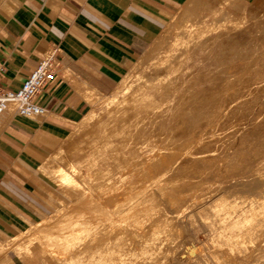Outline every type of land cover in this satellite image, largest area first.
Here are the masks:
<instances>
[{
	"label": "rangeland",
	"instance_id": "rangeland-1",
	"mask_svg": "<svg viewBox=\"0 0 264 264\" xmlns=\"http://www.w3.org/2000/svg\"><path fill=\"white\" fill-rule=\"evenodd\" d=\"M215 10H218L220 12H217ZM212 13L213 14L215 13L214 15L216 14L218 15L220 13L218 15L219 18H216L215 20L221 19L222 17L223 18L220 20V22H217L219 20L214 21V17H213L214 15H212ZM224 13H227V16L230 15L228 18L232 16L231 18H233V20L237 19L236 21L234 20V23L236 22L240 23L241 21H246L245 22L246 24H244V26L242 24L241 27L243 26L244 31H247L246 40H244L243 43H241L242 45L238 44L237 41H234L236 43L234 42L230 43L229 48L225 49L227 56L224 58L228 57L227 59H225V61L227 62V64H225L226 66L212 63L213 62L212 56L215 54H219V52L221 53L224 51L223 48L224 44L221 41L223 37L217 40V36L221 34L223 36L225 35V33L229 34L233 32L230 31L229 28H232L231 26L234 23L230 18L231 20L228 21L227 24L226 22L227 17L226 14ZM168 16H170L169 21L167 24L164 23V26L161 30L162 31L161 34L158 35L156 38L152 39V41L142 51V53L137 56L136 60L134 61L135 65L132 64L122 74L123 76L121 75L119 80L116 82V84L108 94H103L100 96V99L102 98L101 100L97 98L99 100H97V102L93 103L92 105L91 102H89L90 110L75 126L71 128L72 125L71 124L69 125V129L70 128L73 129L71 131V133H73L75 131V128L76 127L80 128L81 126H79V124L81 123L83 124L84 120H86L89 116L100 115L99 117L104 118L105 117L104 114L106 110L105 100L106 99L109 100L113 97H119L121 93L120 90H123L122 89L124 88L123 86L127 84V83L125 84V82L128 81V83L134 85L139 80L141 79L144 80L143 78L144 75L145 77H147V74L149 75L151 72H153V70L155 72V70L160 67L158 65L156 66V64H160L163 60H167L170 57L173 58L174 55L175 56L177 54L179 55V53L182 52V54L180 53L179 56L177 55L178 57L177 56L176 58L174 57L175 62L178 59H180L182 55L183 57L181 58L182 60L181 59L180 61L178 60L179 61L178 63L181 62L179 67L184 68L186 66L185 67L186 69L184 68L182 70V73L184 71V75H186L185 73L188 72L185 79H187V77L190 75L189 78L186 80V83L189 84V79H191V84L194 82L196 85V87L194 85L193 86L194 89L193 88L192 89L196 91V93H199L198 101L199 100L200 101L197 105V110H199L200 114L198 113V115H195V117H193L194 119L188 120V122L186 121L185 123H183V125L181 124L182 121L179 122L178 120L175 121L177 122V125L180 123L179 126L181 127L176 126V124L175 123L173 124V122L170 123V121H167L166 122L167 127H165V129L166 128L167 129L160 132L161 135H163L164 137L161 136L159 132L155 133V135L157 136H154L155 137L154 145L152 144V142H154L153 139L151 140L152 142H150V144L148 145L147 147L148 149H146L147 151L142 150L143 151L142 153L145 152L143 156L146 155L149 158V160L145 163V165H143L146 167V169L144 167L145 171L146 172L148 171L147 176L149 174L148 176L149 178L148 177H147L148 179L146 177L143 178L142 175L140 174L134 175L135 177L133 181L134 183L136 182V184H134L136 191H133L132 195L129 194V196L134 195L136 201H139L138 204L140 203L142 207L139 205L137 206V208L141 207L142 209L138 208V210L141 209L142 211L139 210L140 212H138V210L136 209L137 213L135 211L134 212L135 214H131L135 218L133 219L131 218L132 216L130 214H129L130 217H128L129 216L128 211L127 212L125 211L127 215L126 217H124L125 212L122 211V209L127 210V207L125 209L124 207H122V209L119 208L120 210L118 209L117 211H121V212L120 213L117 212V214H114L115 217H113L114 215L112 217L108 216V219H110V221L115 223L108 224L107 221H105L106 220L105 217L100 215V213L99 214L96 213L93 216L91 214L86 213L85 210H80L79 216L83 217L82 219H84L85 217H86L85 219L88 220L91 219L90 221L93 225L90 227V230L93 227L90 233L88 232V234L84 233L81 235V237L83 236L85 239L84 238H80V239H82V242H84L87 239L86 237L87 235H91L92 232L93 234L92 236H88V239L83 244L81 243V240L78 241L77 246L85 245L83 246L82 250H81L82 246H79L81 247L80 249L76 248L70 252L68 251L69 249L66 248L67 250L64 249L63 251L64 253L58 255L56 259L54 258L52 259V257L48 256L49 254L44 251L40 252L39 250H37L36 248L37 242H33V244L30 245L29 252L18 251L20 247L18 246L19 247L18 248L16 246L17 247L16 248L14 245H12L16 249L13 251L14 247H12L10 244H12V242L15 240L14 238H16L21 234L18 233L16 235V230H15L12 236L8 238L3 237L2 239H6L4 241L0 240V248H1L0 262L2 260L1 264H55V263L58 264V262L59 264H63V263L70 264V259H71L70 257L72 256L73 253L76 256V259H74L75 261L72 260V263L80 264V259H81L80 254L83 255L84 251H85L84 252L85 256H90L92 255V253H94L95 255L94 258L96 257L95 260L100 261V259L98 258L99 257L101 258V256L97 254L103 252L102 248L104 249L103 245L105 244L106 247H111L110 251L108 250L109 252L113 253L115 251V253H113L114 254L113 256L116 259V260L114 259L113 261L115 264L118 263L122 264L121 260L124 262V264H128V262L129 264H192V263L193 264L195 263L196 264H264V86H263L264 71L262 70L263 69L262 67H264V34H263L264 33V23H263L264 0H201V1L185 0V2L181 6H177ZM238 19L240 20L238 21ZM222 20L226 22V24ZM213 21L215 23L217 22L218 25L214 24ZM230 22L232 24H230ZM190 25L192 26L190 27ZM200 25L202 27H200ZM256 25H258L259 28ZM260 25H261V29H260ZM198 26L200 27V29L198 28ZM192 27L193 29L198 28V31L203 32L204 35H201V33L196 34V32L198 31L196 30L195 32L194 30L193 34H196V37L195 35H193L192 38L191 36L192 34H191L190 36L192 39H190L189 42L188 40L189 38L188 37L185 38V35L187 34V32H188L187 35L190 34L189 31L193 30ZM204 27H206L208 30L206 29V31H204L203 30ZM187 28H189L190 30ZM198 35L200 37L203 36L204 38H206V40L208 39L209 41L200 38L199 40L197 38ZM181 38H185L187 40L183 39L184 41H182ZM178 39L182 41V42L180 41L182 43L181 45H178L179 44V42L177 41ZM211 39L213 40L211 41ZM197 40L200 42L204 41V43L206 42V46H204L205 45L204 43H200L203 44L202 46L206 47V49L203 47H200L201 50L198 49L199 42ZM176 41L178 42V44L176 43ZM183 42L186 44H183ZM175 43L177 44V46ZM187 43L188 45H190L188 46L189 48L185 47ZM183 45L185 49L181 48ZM193 45L196 46L194 47ZM196 47L198 50L196 49ZM250 47L252 50L250 49ZM231 49L232 51L230 52ZM195 50L197 52H195ZM235 52L236 54L243 53L241 59L239 58L240 56L235 54ZM185 53L186 54L188 53L190 56L186 55ZM184 54L186 55L185 57ZM183 61L184 63H182ZM187 65L190 67H188ZM223 68L226 69L220 70ZM188 69H190V71ZM223 71L224 73H222ZM260 71L262 72L260 73ZM253 73L254 75L256 74L257 77L259 76V78H256V76L254 78V75H252ZM248 74L250 77L248 76ZM130 76L133 77L131 78ZM213 76L217 78L216 82L209 81V77L211 78ZM260 77H263L261 78L262 81H260L261 80ZM129 78H131L130 79L131 82H129ZM224 78H226V80H224ZM249 78L250 81L248 80ZM194 79L195 81H192ZM251 79L254 81H252ZM85 100L87 101V99ZM7 114H9V112H7ZM4 115H6V113ZM40 120L41 119H39L38 121ZM172 125H174L177 128L175 132L173 131L175 129L174 127L170 128L172 127ZM80 129H78L74 133H77ZM170 129H172L174 133L172 131L170 132ZM260 130H262L263 132ZM234 131H236L237 133ZM71 135L72 134H70V136ZM169 135L172 138V142H171L172 145L167 144L168 141L169 143L171 141ZM247 135L250 137L249 140L247 139L248 138ZM166 136L168 140L166 139ZM154 137L152 134L151 138ZM156 137L158 138L161 137L160 138L161 140L163 138L165 139L159 142L158 141L159 139ZM62 144L63 141L59 144L60 146V147L58 146L59 149L55 148L51 152H49V149L46 146H44L43 151L40 154V159H39L40 163L38 165V171L40 173L42 182L39 185V189L36 195L40 200L41 213L39 218L33 222L40 221L41 219L45 221L49 220V222L50 221L53 222V218L54 220H56V218H58L59 215L60 217H63L68 214L70 215L74 213L75 210L73 209L76 207L79 208L82 205L81 202L85 197V195L82 194L83 193L86 194L87 192L86 190L88 185L87 182L85 183L84 181L77 179L76 186L78 189L75 186V189L73 187V189L71 190L72 187L71 186L69 190L65 188H64L65 190L64 189L62 190L61 188L57 187V184L53 179H50L51 176L50 175L48 176L49 170H46L47 172L42 171L44 166L49 162H51L52 157H54V159L52 158L54 161L58 160L60 161L61 164V162L63 161L62 160L63 156L61 155H63V153H59V152ZM174 144H178V145H175L174 147L173 146ZM150 146L153 147L149 149ZM154 147L156 148L154 149ZM152 150L155 151L152 152ZM56 153L58 154L56 155ZM60 156L62 158H60ZM143 156H141V158ZM39 166H41L42 169L39 168ZM47 167L45 168L49 169V167L48 168ZM139 170L141 171V169ZM140 176L142 177V179ZM253 177H257V179ZM255 179L256 181H258V183L255 181ZM141 180L142 181L144 180L143 183ZM127 181L128 180H126V182ZM90 183L91 185L96 184L97 181L95 183L94 182H90ZM126 186L129 187L130 185L128 186L127 184ZM139 186H141V188ZM137 188L140 189L137 190ZM98 194L100 193L97 190L93 192V197L96 198V202L98 200L99 201L98 203L102 204V206L105 204V202L106 204L108 203L106 207L110 210V213H112L114 209L113 207L114 205L112 204V201L109 202V200L111 199L105 198L101 194H100L101 196H99ZM222 194L223 195L225 194L224 195L225 197ZM96 195H98L99 197ZM117 197L120 203L122 204L123 202L126 201V199H128L121 194L117 195ZM210 200L213 203L214 202L216 203L215 200L218 201L221 200L222 202L220 201V203L223 205L228 204L229 202L232 204L235 203L233 201H237L239 203L238 205L239 207L237 209L239 208L241 209V207L247 208V206H249L248 208L250 209L247 210L248 211L247 213L254 216V217L252 216L251 219V216L249 215L248 220L251 221H249L248 223L249 226H247L248 225L247 224L244 230V232L246 233L249 232V234L247 233L246 235L243 232L241 234L242 236H240V238L236 240L237 242L235 241V244L237 246L233 243L234 245H232L231 247L230 246L226 247L216 239H215L216 241L215 243L213 237L210 236L211 234L210 233L208 234V232L210 231H208L207 228H204L206 218L203 215H206L207 217V215L210 212V208H209L210 205L209 206L207 205V202H209ZM78 201L79 203H77ZM245 202H247L248 204L246 203L247 204L246 205ZM230 203L228 205H230ZM249 204H252L254 206L251 208L250 207L251 205ZM257 205L259 206L257 207ZM71 206L74 207L72 208ZM143 207L145 208V210ZM255 207L256 210L253 211L252 209H255ZM208 208H209V212L207 211ZM58 210H60V212ZM249 210H252V212L250 211L249 213ZM57 211L59 212L58 213L59 215L57 214ZM121 213L123 215H121ZM199 216L201 219L199 218ZM127 217L128 219L130 218V220H128ZM136 217H138L137 219L139 220L138 221L139 225L137 224ZM120 219L122 221L123 219H126L124 220L125 222L124 221L121 222L122 224V223H126L127 221V224L129 225L124 224L127 226V228L124 226L126 229H124V227L122 226L123 224L121 225L123 227L122 228L118 223L119 221H121ZM131 219L133 221V224H131L132 222ZM252 220L257 223L256 226H255L256 223L253 225L254 222L252 223ZM201 223H203V225ZM117 225L118 227L119 226L121 227V229L119 227L118 233H121L122 235L125 236H122L120 234L116 237L114 235L115 238L113 236H112L113 238L110 237L115 240L114 243L111 239H110L111 241H107L106 239H104V236H102L101 233L103 232L104 234V232H108L109 231L108 229H112L114 231L117 228L113 229L110 227ZM28 227L20 230L25 231ZM104 229L107 230L104 231ZM202 229H204L205 231H203ZM252 229L254 230L252 232L253 234L251 233ZM93 230H95L96 232ZM123 230L125 231V233ZM207 235H209L208 237L210 238H208ZM119 238L120 240H118ZM211 240L213 241V243ZM104 241H106V243ZM241 242L242 245L244 246L240 245ZM157 243L159 244V246L157 245ZM214 243L217 246V248L215 245H212ZM151 244H153L154 249L151 248L152 246ZM9 245L10 247L6 249V246L8 247ZM219 245L220 246L222 245L221 247L222 251L221 249H218L220 248ZM156 246L158 247V249L161 248L159 252H157ZM85 247H88L89 249L86 251L87 248L84 250ZM231 248L233 250H231ZM237 249H239L238 252ZM3 250L5 251V253ZM227 250H229V252ZM232 251L234 252V254H231ZM86 253L88 255H86ZM124 253L125 254L129 253L131 255L128 254L127 256ZM144 254L145 255L148 254V255L145 256ZM230 254L233 257L230 256ZM79 256L80 258L77 259ZM110 256H112V254H110ZM110 256L108 255V258H110ZM224 256L226 258H224ZM114 257L110 258L109 261L107 260L108 264H110L109 262H111L112 264L111 259L113 260ZM84 258L82 260H84L85 262H83L82 260L81 261L85 264L86 261H89L90 257H88L87 259ZM95 264L98 263L96 262Z\"/></svg>",
	"mask_w": 264,
	"mask_h": 264
},
{
	"label": "crops",
	"instance_id": "crops-1",
	"mask_svg": "<svg viewBox=\"0 0 264 264\" xmlns=\"http://www.w3.org/2000/svg\"><path fill=\"white\" fill-rule=\"evenodd\" d=\"M184 2L22 0L13 13H0L1 84L18 87L47 52L57 63L54 80L37 95L47 113L41 122L10 113L0 119L1 241L44 221L33 222L41 213L40 154L58 148L90 110L84 91L108 94Z\"/></svg>",
	"mask_w": 264,
	"mask_h": 264
},
{
	"label": "bare ground",
	"instance_id": "bare-ground-1",
	"mask_svg": "<svg viewBox=\"0 0 264 264\" xmlns=\"http://www.w3.org/2000/svg\"><path fill=\"white\" fill-rule=\"evenodd\" d=\"M22 0H0V12L4 15H9L11 12L13 13L14 11L13 10V7L16 6L17 4H19ZM201 1V0H200ZM202 3V2H201ZM17 7V6H16ZM217 12H220L218 10H215ZM223 12V11H222ZM250 12V11H249ZM192 14V13H191ZM215 14V13H214ZM212 13V15H214ZM220 14V13H219ZM218 14V15H219ZM226 14V17L228 18L230 15L227 16V13H224ZM239 14V13H238ZM217 15V14H216ZM214 15V21H217V22H220V20L223 18H221V15H220V18L221 19H217L215 20L216 18H219L218 15L216 16ZM224 17V18H226ZM232 17V16H231ZM230 17V18H231ZM226 18V22L228 24V21H230L232 19V22L234 23V20L233 18ZM242 19V18H241ZM237 20V19H236ZM235 20V21H236ZM240 19H238L239 21ZM245 20V19H244ZM213 21V22H214ZM223 21V20H222ZM262 21V20H261ZM260 21V23H261ZM191 22V21H190ZM202 22V21H201ZM215 23L214 24H217L218 23ZM224 22V21H223ZM222 22V24H223ZM226 22H224L226 24ZM246 21H241L240 23L239 22H236L234 24H232L230 22V24H232V28H229L230 31H233L232 33H225V35L222 36L219 35L217 36V40L220 39L221 37H223L221 39V41L223 42L224 44V51L223 52H219V54H215L213 55V62L212 63H215L217 65H224L226 66L225 64H227V62L225 61V59L227 58H224L227 56V53H226V48H229V45L230 43L234 42V41H237L238 44H241L243 43L244 40H246V37H247V31H244V24ZM193 23V22H192ZM264 23V22H263ZM213 24V25H214ZM221 24V23H220ZM229 24V25H230ZM243 24V26L241 27V25ZM195 25V24H194ZM197 25V24H196ZM208 25V24H207ZM206 25V26H207ZM253 25V24H252ZM192 25H190L191 27ZM212 26V25H210ZM221 26V25H219ZM224 26V25H223ZM258 27V25H256ZM263 26V25H262ZM189 27V28H190ZM195 27V26H194ZM200 27H202L200 25ZM200 27L198 26V28L200 29ZM208 27V26H207ZM214 27V26H213ZM187 28V29H189ZM198 28H194L192 27L193 30H190L189 31V35L188 32H187V36L185 35V38H189V42H190V39L193 38V35H195L196 37V34L198 33H201V35H204L203 32H199L198 31ZM205 28V29H204ZM203 30L206 31V27H204ZM210 28V27H209ZM252 28V27H251ZM259 28V27H258ZM260 29H261V25H260ZM194 30L196 32V30L198 32H196V34H193L194 33ZM202 30V31H203ZM208 30V29H207ZM210 30V29H209ZM188 31V30H187ZM201 31V30H200ZM208 32V31H207ZM186 33V31H185ZM211 33V32H210ZM209 33V34H210ZM192 34V35H191ZM224 34V33H223ZM264 34V33H263ZM192 38H191V36ZM256 35V34H255ZM207 36V35H205ZM203 37V36H201ZM199 35H198V39H204L206 40V38H201ZM185 38H181L182 41H184L183 39ZM208 38V37H207ZM199 39V40H200ZM216 39V38H215ZM180 39H178L176 41V43L178 45H181L182 41ZM187 40V39H185ZM208 40V39H207ZM206 40V41H207ZM213 39H211L212 41ZM181 41V42H180ZM198 41V40H197ZM196 41V42H197ZM209 41V40H208ZM216 41V40H215ZM188 42V41H187ZM199 43V48L201 50L200 47H203L206 49V42L204 43V41L200 42L198 41ZM225 42V43H224ZM175 43V44H176ZM192 43V42H191ZM200 43H204L205 45L202 46L203 44H200ZM236 43V42H234ZM176 44V46H177ZM183 44H186L183 42ZM194 44V43H193ZM197 44V43H196ZM201 45V46H200ZM235 45V44H233ZM232 45V46H233ZM242 45V44H241ZM188 46V43L185 47L189 48ZM194 46V45H193ZM196 46V45H195ZM194 46V47H195ZM237 46V45H236ZM198 47V45H197ZM196 47V49H197ZM219 47V46H218ZM242 47V46H241ZM182 49L184 48V45L181 47ZM180 48V49H181ZM212 48V47H211ZM220 48V47H219ZM232 48V47H231ZM239 48V46H238ZM181 49V50H182ZM185 49V48H184ZM197 49V50H198ZM235 49V48H234ZM251 49V47H250ZM204 50V49H202ZM252 50V49H251ZM183 51V50H182ZM214 51V50H213ZM212 51V52H213ZM228 51V50H227ZM232 51V49L230 50V52ZM186 52V51H185ZM195 52H197L195 50ZM194 52V53H195ZM258 52V51H257ZM182 54V52H180ZM179 53V55H180ZM218 53V52H217ZM186 54V53H185ZM184 54V57L186 55H189L188 53L185 55ZM199 54V53H198ZM209 54V53H208ZM236 54V52H235ZM243 54V53H242ZM242 54H236L238 56H240L239 58L241 59V56ZM245 54V53H244ZM178 55V54H177ZM176 55V56H177ZM178 55V56H179ZM234 55V53H233ZM246 55V54H245ZM164 56V55H163ZM176 56L174 55V57L176 58ZM177 56V57H178ZM190 56V55H189ZM210 56V55H209ZM237 56V57H238ZM170 57V56H168ZM173 57V56H172ZM169 58L167 60H163L160 64H156V66H160L158 69L153 70V72H151L149 75L147 74V77H145L144 75V80H139L136 84L132 85L131 83H128L125 82L126 85H124L122 88L123 90H120L121 93L119 95V97H113L111 99H106L105 100V105H106V110H105V117H99L100 115H93V116H89L86 120H84V123L82 124H79V126H81L80 129L77 133H74L75 131H77L78 129L75 128V131L73 133H70L72 134L71 136H67L63 139V144L61 145V148H60V152L59 153H63V158L60 156V158H62V162L60 164V161L56 160L54 161V157H50L51 158V162H49L48 160V164H46L43 168L42 171H46V170H49L48 171V176L50 175L51 178L50 179H53L56 184H57V187L61 188L62 190L65 188L67 190L70 189L71 187V190L75 189V186L77 184L76 180L79 179V180H82L84 181L85 183L87 182V192L86 194L83 193L82 195H85L84 199L82 200V205L81 207L77 208H74L73 210H75L74 213L72 214H68L66 216H62L63 217H60V215L58 214L60 212V210L57 211V214L59 215L58 218H56V220H54L53 218V222L49 220H44L42 222H40L39 224H36V225H32L30 226L29 229H27V231L25 233H21L19 236H17L16 238H14L15 240L12 242V244H10L11 246L14 245L15 247L19 246L18 248V251H26V252H29L30 251V245L33 244V242H37V245H36V248L37 250H39L40 252H46L48 253L50 257H52V259H56V257L62 253H64V249L68 248L69 252L70 251H73L74 249H80L81 247L79 246H82V245H78V241L81 240V243L83 244L87 239H88V236H92L93 232L91 235H87V239L82 242V239L80 238H84L83 236L81 237L82 234H88V232L90 233L92 231V228L90 230V227L93 226L92 223H91V219L88 220V219H82L83 217L79 216L80 214V210H85L86 213L88 214H91V215H95L96 213H100V215L104 216L105 217V221H107L108 224H113L115 222H112L110 221V219H108V216L109 217H112L114 214H117V212H121V211H117L119 208L122 209V207H124V209L127 207V210H123L122 211H128V215L130 214H135L134 212L136 211V209L138 210V208H141L142 205H140V203L138 204L139 201H136L135 199V196H131L132 195V192L133 191H136V188H135V185L136 182L134 183V175L136 174H140L142 175L143 178H147L149 176H147V172L145 171L146 167L143 166L145 165V163L149 160V158L145 155L143 156V154L145 153H142L143 151H147L146 149H148V145L150 144V142H152L151 140H153L154 142H152V144L154 145L155 143V137L154 136H157L155 135V133L157 132H162L163 130H166L165 127L166 126V122L167 121H170V123L173 122V124L175 123L176 126H179V124L177 125V121H182V125L183 123H185L186 121L188 122V120H192L194 119L193 117H195V115H198L199 113V110H197V105L199 103L198 101V97H199V93H196V91H194L193 89V86L195 85V83L193 82L191 84V79H189V84L186 83V80L189 78V76L186 78L187 76V73L186 70H185V74L184 75V71L182 73V70L186 67H179L181 62L178 63L180 61L182 57L181 55V58L178 59L176 62H175V58ZM187 58V57H186ZM245 58V57H243ZM166 59V58H165ZM196 59V58H195ZM233 59V58H232ZM182 60V59H181ZM185 60V59H183ZM187 60V59H186ZM251 60V59H250ZM231 61V60H230ZM186 62V61H185ZM246 62V61H245ZM184 63V61L182 62ZM187 63V62H186ZM201 63V62H200ZM179 64V65H178ZM251 64V63H250ZM186 65V64H185ZM260 65V64H259ZM182 66V65H181ZM188 66V65H187ZM191 66V64H190ZM188 66V67H190ZM182 68V69H181ZM263 71H264V67H262ZM186 69V68H185ZM191 69V68H190ZM190 69H188L190 71ZM226 69V68H225ZM224 68L223 69H220V70H225ZM187 70V71H188ZM197 71V70H196ZM251 71V70H250ZM257 72V71H256ZM262 71H260L261 73ZM224 73V71L222 72ZM264 73V72H263ZM195 75V74H194ZM228 75V74H227ZM251 75V74H250ZM254 75V73L252 74ZM260 75H263V74H260ZM249 76V74H248ZM259 78V76L257 77V75L255 74L254 75V78ZM264 76V75H263ZM131 77V76H130ZM133 77V76H132ZM131 77V78H132ZM218 77V76H217ZM250 77V76H249ZM252 77V76H251ZM131 78H129V82H131ZM193 78V77H191ZM195 78V77H194ZM197 78V77H196ZM203 78V77H201ZM208 78V77H207ZM222 78V77H221ZM220 78V79H221ZM227 78V77H226ZM226 78H224V80H226ZM253 78V79H254ZM263 78V77H260V79ZM199 79V78H198ZM197 79V80H198ZM201 80V79H200ZM206 80V78H205ZM208 80V79H207ZM250 81V78L248 79ZM252 80V79H251ZM192 81H195L192 80ZM209 81H212V82H216L217 81V78L215 76L213 77H209ZM223 81V79H222ZM254 81V80H252ZM256 81V80H255ZM259 81V80H258ZM262 81V79L260 80ZM259 81V82H260ZM188 82V81H187ZM219 82V81H218ZM197 83V82H196ZM248 83V82H247ZM250 83V82H249ZM254 83V82H253ZM263 83V82H262ZM261 83V84H262ZM251 85V84H250ZM260 85V83H259ZM218 86V85H217ZM216 86V87H217ZM223 86V85H222ZM264 86V85H263ZM196 87V85H195ZM193 88V89H192ZM86 89V88H85ZM88 89V88H87ZM86 89V90H87ZM255 89V88H254ZM261 89V88H260ZM84 91L86 92L85 94V97L88 101V105H89V102H91V105L95 102H97V100L100 99V94L91 90L89 88V90L87 91ZM245 90V89H244ZM262 90V89H261ZM260 90V91H261ZM259 91V90H258ZM249 92V91H248ZM81 93V92H80ZM209 93V92H208ZM207 93V95H208ZM206 94V93H205ZM216 94V93H215ZM241 94V93H240ZM261 94V93H260ZM84 95V94H83ZM244 95V94H243ZM113 96V95H112ZM116 96V95H115ZM210 96V95H209ZM251 96V95H250ZM253 96V95H252ZM84 97V98H85ZM206 97V96H205ZM99 98V99H97ZM108 98V97H107ZM209 98V97H208ZM212 98V97H211ZM261 98V97H260ZM102 99V98H101ZM100 99V100H101ZM96 100V101H95ZM205 100V99H204ZM209 100V99H208ZM207 100V102H208ZM217 100V99H216ZM86 101V102H87ZM202 102V100H201ZM205 102V101H204ZM234 102V101H233ZM104 103V102H103ZM205 104V103H203ZM246 104V103H245ZM247 105V104H246ZM205 106V105H204ZM201 108V107H200ZM202 109H203V106H202ZM201 109V110H202ZM205 109V108H204ZM249 109V108H248ZM200 110V111H201ZM206 110V109H205ZM204 110V111H205ZM252 110V109H251ZM7 113V112H6ZM234 113V112H233ZM243 113V112H242ZM5 114V113H4ZM4 114L2 116H4ZM200 114V113H199ZM47 115V113H44V115L42 117H37V118H34L32 119L31 121H37L39 119H43L45 118V116ZM103 115V114H101ZM1 116V117H2ZM242 116V115H241ZM244 116V115H243ZM0 117V118H1ZM234 118V117H233ZM254 120V119H253ZM252 121V120H251ZM41 122V121H40ZM169 123V122H168ZM196 123V122H195ZM228 123V122H227ZM190 124V123H189ZM244 124V123H243ZM257 124V123H256ZM259 125V124H258ZM170 126V125H168ZM191 126V125H190ZM175 128L173 131L175 132L176 131V127L174 125H172V127L170 128ZM181 127V126H179ZM169 128V127H168ZM190 128V127H189ZM253 129V128H252ZM256 129V128H255ZM169 130V129H168ZM263 130V129H262ZM260 130V131H262ZM172 131V129H170V132ZM172 131V132H173ZM241 131V130H240ZM250 131V130H248ZM254 131V130H252ZM258 131V130H256ZM168 132V133H170ZM173 132V133H174ZM236 132V131H234ZM263 132V131H262ZM237 133V132H236ZM251 133V132H250ZM254 133V132H253ZM252 133V134H253ZM258 133H261V132H258ZM152 134H153V137L154 138H151L152 137ZM172 134V133H171ZM170 134V135H171ZM182 134V133H181ZM249 134V133H247ZM159 135V134H158ZM161 135V133H160ZM169 135V137H170ZM177 135V134H176ZM199 135V134H198ZM255 135V134H254ZM163 136V135H161ZM179 136V135H178ZM177 136V137H178ZM248 136V135H247ZM253 136V135H252ZM251 136V137H252ZM256 136V135H255ZM164 137V136H163ZM173 137V136H172ZM158 138V137H156ZM161 138V137H160ZM158 138L159 142L160 141H163L165 138H163L162 140ZM176 138V137H175ZM249 136H248V140H249ZM166 139H167V136H166ZM171 141L169 143V141L167 142V144H171L172 142V138L170 137ZM183 139V138H182ZM243 139V138H242ZM245 139V138H244ZM157 140V139H156ZM168 140V139H167ZM165 140V141H167ZM175 140V139H174ZM178 140V139H177ZM240 140V139H239ZM252 140V138H251ZM261 141V140H260ZM182 142V141H180ZM174 143V142H173ZM180 144V143H178ZM178 144H174L173 146L175 147V145H178ZM183 144V143H182ZM181 144V145H182ZM185 144V143H184ZM247 144V142H246ZM159 145V144H158ZM163 145V144H162ZM172 145V144H171ZM156 146V145H155ZM180 146V145H179ZM60 147V146H59ZM59 147L57 149H59ZM153 147V146H152ZM150 146L149 149L152 148ZM173 147V148H174ZM177 147V146H176ZM145 148V149H144ZM156 147H154L155 149ZM167 148V147H166ZM246 148V147H245ZM170 149V147H169ZM143 150V151H142ZM155 151V150H152V152ZM150 153V152H149ZM260 153V152H259ZM58 153H56L57 155ZM54 156V155H53ZM141 156H143L141 158ZM152 156V155H151ZM202 156V155H201ZM257 156V155H256ZM262 156V155H261ZM260 156V157H261ZM57 157V156H56ZM141 158V159H140ZM58 159V158H57ZM140 159V160H139ZM256 159V158H255ZM263 159V158H262ZM53 160V162H52ZM61 160V159H59ZM59 163H58V162ZM151 161V160H150ZM159 161V160H158ZM57 162V163H56ZM258 162V161H257ZM49 167V169H46L45 167ZM249 166V165H248ZM47 167V168H48ZM140 167V168H139ZM145 167V169H144ZM41 168V167H40ZM42 169V168H41ZM45 169V170H44ZM141 169V171L139 170ZM140 171V172H139ZM47 172V171H46ZM164 176V175H163ZM256 176V175H255ZM141 177V176H140ZM138 177V178H140ZM141 177V179H142ZM149 178V177H148ZM147 178V179H148ZM253 178H256L257 177H253ZM259 178V177H258ZM255 179V181H256ZM126 180H128L126 182ZM146 180V179H145ZM96 184H92L90 182H96ZM142 181V180H141ZM144 181V180H143ZM142 181V183H143ZM147 181V180H146ZM145 181V183H146ZM138 182V181H137ZM258 183V181H256ZM254 182V183H256ZM261 182V181H260ZM54 183V182H53ZM90 183V184H89ZM141 183V182H140ZM144 183V184H145ZM82 184V183H80ZM128 184L129 187H127L126 185ZM139 184V183H137ZM253 184V183H252ZM242 185V184H240ZM247 185V184H246ZM142 186V185H141ZM141 186H139L141 188ZM250 186V185H248ZM252 186V185H251ZM256 186V185H255ZM79 187V186H78ZM85 187V186H84ZM138 187V186H137ZM77 188V186H76ZM135 188V189H134ZM140 188H137L140 189ZM254 188V187H253ZM60 189V190H61ZM64 189V190H65ZM78 189V188H77ZM76 189V190H77ZM234 189V188H233ZM66 190V192H67ZM98 191L102 196H104L105 198H109L111 200H109V202L112 201V204L114 205V209H113V212L110 213V210L106 207L108 205V203L105 204L102 206V204L98 203L99 201L97 200L96 202V198L93 197V192L94 191ZM82 191V190H81ZM251 191V190H250ZM255 191V190H254ZM64 192V191H63ZM78 192V191H77ZM75 193V192H74ZM72 194V193H71ZM80 194V193H79ZM78 194V195H79ZM100 194H98L99 196H101ZM124 195L125 198H128L129 194H131L129 196L128 199H126L125 202L120 203L117 195ZM256 194V193H255ZM77 195V193H76ZM95 195V193H94ZM96 195V196H98ZM223 195V194H222ZM225 195V194H224ZM223 195V196H224ZM228 195V194H227ZM80 196V195H79ZM98 196V197H99ZM217 196V195H216ZM221 196V195H220ZM77 197V196H76ZM133 197V198H132ZM139 197V196H138ZM219 197V196H218ZM225 197V196H224ZM102 198V197H101ZM260 198V197H259ZM75 199V198H74ZM99 199V198H98ZM213 199V198H212ZM215 199V198H214ZM218 199V198H217ZM221 199V198H220ZM224 199V198H222ZM105 200V199H104ZM139 200V199H137ZM259 200V199H258ZM216 203L214 204L213 202H211V200L209 202H207V205L209 206L210 205V212H209V208L207 209V211L209 212V214L207 215H203L205 216L206 218V222H205V227L204 228H207V232L208 234L210 233L211 237H213L214 239V242L216 243L215 239L217 241H219L220 243H222L223 245H225L226 247L227 246H232L235 244V241L240 238V236H242L241 234L244 232L245 230V227L246 225L249 223V221L251 220H248L249 218V215L251 216V219H252V216L251 214H248L247 210L250 209L248 208L249 206L246 207H241V209H237L239 206V203L237 201H233L235 203H230V205L228 204H221L220 201L218 200H215ZM224 201V200H223ZM232 201V200H231ZM222 202V201H221ZM79 203V201L77 202ZM206 203V202H205ZM214 205H213V204ZM221 205H220V204ZM225 203V202H224ZM247 202H245L246 204ZM254 203V202H253ZM243 204V203H242ZM241 204V205H242ZM248 204V203H247ZM246 204V205H247ZM255 204V203H254ZM141 206V207H138L137 206ZM240 205V206H241ZM245 205V206H246ZM251 205L250 207L252 208L254 205L252 204H249ZM101 206V207H100ZM203 206V205H202ZM244 206V205H243ZM256 206V205H255ZM259 205H257L258 207ZM72 207V206H71ZM74 207V206H73ZM72 207V208H73ZM68 208V207H67ZM144 208V207H143ZM66 209V208H65ZM142 209V208H141ZM139 209V210H141ZM205 209V208H204ZM203 209V210H204ZM120 210V209H119ZM138 210V212H140ZM145 210V208H144ZM253 211L256 210V207L255 209H252ZM252 210H249V213L250 211L252 212ZM66 211V210H65ZM72 211V210H71ZM70 211V212H71ZM142 211V210H141ZM202 211V209H201ZM62 212V211H61ZM68 212V211H67ZM124 213L126 217L127 213ZM199 212V211H198ZM65 213V212H64ZM123 213V212H122ZM121 213V215H123ZM137 213V211H136ZM201 213V212H200ZM207 213V212H206ZM97 214V215H98ZM247 214H248V217H247ZM260 214V213H259ZM111 215V216H110ZM120 215V214H119ZM118 215V217H119ZM130 215L128 217H130ZM201 215V216H202ZM92 216V217H93ZM132 216V215H131ZM138 216V215H137ZM107 217V218H106ZM115 217V215L113 216ZM121 217V216H120ZM127 217V219H128ZM139 217V216H138ZM136 217V219L138 218ZM254 217V216H253ZM131 218L135 219L134 216H132ZM200 218V216H199ZM201 219V218H200ZM203 219V218H202ZM97 220V219H96ZM121 220V219H120ZM126 220V219H123V221ZM130 220V218L128 219ZM255 220V219H254ZM114 221V220H113ZM122 220L119 221L118 223L120 224V226L122 225L123 227L125 226L127 228L126 225H129L127 224V221L126 223H122L123 222ZM132 221V219H131ZM138 219H137V224H138ZM200 221V220H199ZM256 221V220H255ZM258 221V220H257ZM125 222V221H124ZM135 222V221H134ZM254 221L252 220V223ZM260 222V221H259ZM129 223V221H128ZM256 222L253 223V225L255 224ZM126 224V225H124ZM131 224H133V221L131 222ZM136 224V225H137ZM196 224V223H195ZM203 225V223H201ZM99 225V224H98ZM97 225V226H98ZM115 225V224H114ZM139 225V224H138ZM257 225V223L255 224V226ZM259 225V224H258ZM119 226V227H120ZM121 226V227H122ZM134 226V225H133ZM249 226V224L247 225ZM252 226V225H250ZM100 227V226H99ZM119 227L118 225L117 226H113V227H110V228H117L115 229L114 231L112 229H108L109 231L108 232H102V229H101V234L102 236H104V239H106L107 241H113L114 243V239H112L115 235L118 236L120 235L121 233H118L119 232ZM120 227V229H121ZM122 227V228H123ZM124 227V229H126ZM136 228V227H135ZM255 228V227H254ZM253 228V229H254ZM96 229V228H95ZM107 229H104L107 230ZM140 229V228H139ZM248 229V227H247ZM252 229L251 233L254 231ZM130 230V229H128ZM203 231H205L204 229H202ZM251 230V228H250ZM249 230V231H250ZM256 230V229H255ZM95 231V230H93ZM124 231V230H123ZM96 232V231H95ZM94 232V233H95ZM123 233V232H122ZM125 233V231H124ZM204 233V232H203ZM202 233V234H203ZM246 235L247 233L249 234V232H244ZM147 234V233H146ZM253 234V233H252ZM251 234V235H252ZM255 234V233H254ZM122 235V234H121ZM205 235H206V232H205ZM97 236V234H96ZM113 236V237H112ZM122 236H125V235H122ZM121 236V237H122ZM173 236V235H172ZM171 236V237H172ZM209 235H207L208 237ZM244 236V235H243ZM112 237V238H110ZM114 237V238H115ZM120 237V238H121ZM246 237V236H245ZM252 237V236H251ZM109 240H108V239ZM120 238L118 240H120ZM210 238V237H208ZM242 238V237H241ZM247 238V237H246ZM249 238H250V235H249ZM85 239V238H84ZM83 239V240H84ZM90 239V237H89ZM111 239V240H110ZM124 239V238H123ZM212 239V238H211ZM117 240V239H116ZM156 240V239H155ZM241 240V239H240ZM245 240V239H244ZM103 241V240H102ZM127 241V240H126ZM212 241V240H211ZM248 241V239H247ZM250 241V240H249ZM106 243V241H104ZM117 242V241H116ZM218 242V243H219ZM237 242V241H236ZM79 243V244H81ZM89 243V242H88ZM211 243V242H210ZM213 243V241H212ZM212 244V245H215ZM234 243V244H233ZM96 244V243H95ZM104 244V243H103ZM112 244V243H111ZM239 244V242H238ZM246 244V242H245ZM10 245L7 247L6 246V249H8L10 247ZM108 245V244H107ZM128 245V244H127ZM151 248L154 249L153 247V244H151ZM156 245V243H155ZM157 245L159 246V244L157 243ZM236 245V244H235ZM242 245V242L241 244ZM12 246V247H14ZM85 246V245H83ZM83 246L81 248V250L83 249ZM96 246V245H94ZM104 246V249L102 248L103 252H99L100 254H97V255H100L101 258L99 257L98 259H100V261L98 260H95L94 258V253H92V255L90 256H85L84 252H83V255H81V259H80V264H84L83 262H85L84 260H82L84 257V259H87L88 257L89 258V261H86L85 264H95L96 262L98 264H108L107 260L109 261L110 258L114 257L113 253H115V251L112 253V252H109L111 247H106V244L103 245ZM102 246V247H103ZM110 246V244H109ZM216 246V245H215ZM214 246V247H215ZM220 246V245H219ZM218 246V247H219ZM224 246V247H225ZM237 246V245H236ZM244 246V245H242ZM14 247L13 251L16 250ZM16 247V248H17ZM109 248V249H106V248ZM143 247V246H141ZM147 247V246H146ZM145 247V248H146ZM157 247V246H156ZM155 247V248H156ZM222 245L220 246V248L218 249H221ZM228 247V248H230ZM241 247V246H240ZM5 248V247H3ZM2 248V249H3ZM87 248V249H86ZM96 248V247H95ZM99 248V247H98ZM113 248V247H112ZM121 248V247H120ZM217 248V246H216ZM227 248V249H228ZM233 248V247H232ZM231 248V250H233ZM239 248V247H238ZM1 249V248H0ZM86 249V251L89 249L88 247H85L84 250ZM147 249V248H146ZM149 249V248H148ZM151 249V251H152ZM161 249V248H160ZM158 247H157V252H159ZM236 249V248H234ZM12 250V249H11ZM67 250V249H66ZM100 250V249H98ZM109 250V251H108ZM230 250V251H231ZM239 249H237V252H238ZM4 251V250H3ZM2 251V252H3ZM113 251V250H112ZM150 251V250H148ZM220 251V250H219ZM222 251V249H221ZM229 252V250H227ZM226 251V252H227ZM236 251V250H234ZM25 252V253H26ZM122 252V251H121ZM120 252V253H121ZM131 252V251H130ZM146 252V251H145ZM161 252V251H160ZM233 252V251H232ZM231 254H234V252ZM235 252V253H237ZM1 253V252H0ZM5 253V251H4ZM22 253V252H21ZM88 253V252H87ZM86 253V255H88ZM123 253V252H122ZM127 253V252H125ZM124 253V254H125ZM143 253V252H142ZM251 253V252H250ZM18 254V253H17ZM16 254V255H17ZM20 254V253H19ZM71 254V253H70ZM110 254H112V256H110ZM129 254V253H128ZM128 254H125L128 256ZM150 254V253H149ZM154 254V253H152ZM170 254V253H169ZM230 254V256H232ZM108 255L110 256V258H108ZM121 255V254H120ZM123 255V254H122ZM131 255V254H129ZM145 255V254H144ZM148 255V254H147ZM145 255V256H147ZM151 255V254H150ZM149 255V256H150ZM157 255V253H156ZM68 256V254H67ZM74 253L72 254V256L70 257V264H74L72 263V260L76 259V256L74 257ZM116 256V254H115ZM216 256V255H215ZM218 256V255H217ZM223 256V255H222ZM229 256V257H230ZM133 257V256H132ZM233 257V256H232ZM60 258V257H59ZM58 258V259H59ZM64 258V257H63ZM80 256L77 258L79 259ZM118 258V257H117ZM120 258V257H119ZM224 258H226L224 256ZM243 258V257H242ZM246 258V257H245ZM57 259V260H58ZM115 257L113 258V260L111 259L112 261V264L114 263ZM122 259V258H121ZM131 259V258H130ZM148 259V258H147ZM62 260V259H61ZM64 260V259H63ZM83 262H82V261ZM116 260V259H115ZM118 260V259H117ZM126 260V259H124ZM144 260V258H143ZM146 260V259H145ZM210 260V259H209ZM217 260V259H216ZM55 261V260H54ZM75 261V260H74ZM224 261V260H223ZM2 262V260H1ZM0 262V264H1ZM4 262V261H3ZM43 262V261H42ZM82 262V263H81ZM117 262V261H116ZM120 262V261H119ZM122 264H124V262L121 260ZM44 263V262H43ZM111 264V262H109ZM200 263V262H199ZM212 263V262H211ZM56 264V263H55ZM59 264V262H58ZM64 264V263H63ZM77 264V263H76ZM115 264V263H114ZM119 264V263H118ZM129 264V262H128ZM193 264V263H192ZM196 264V263H195Z\"/></svg>",
	"mask_w": 264,
	"mask_h": 264
},
{
	"label": "built area",
	"instance_id": "built-area-1",
	"mask_svg": "<svg viewBox=\"0 0 264 264\" xmlns=\"http://www.w3.org/2000/svg\"><path fill=\"white\" fill-rule=\"evenodd\" d=\"M56 67L55 59L47 52L40 56L18 87L9 88L0 82V117L6 112L19 119L42 117L45 111L37 102V95L44 85L54 80Z\"/></svg>",
	"mask_w": 264,
	"mask_h": 264
}]
</instances>
